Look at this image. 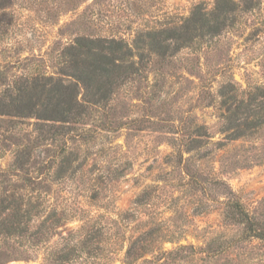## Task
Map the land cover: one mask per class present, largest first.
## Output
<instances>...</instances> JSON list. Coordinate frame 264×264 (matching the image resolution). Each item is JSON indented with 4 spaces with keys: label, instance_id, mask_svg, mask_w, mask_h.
<instances>
[{
    "label": "rangeland",
    "instance_id": "rangeland-1",
    "mask_svg": "<svg viewBox=\"0 0 264 264\" xmlns=\"http://www.w3.org/2000/svg\"><path fill=\"white\" fill-rule=\"evenodd\" d=\"M255 1L254 8L238 10L233 24L220 36L205 38L198 45V76L186 68L196 56L184 49L171 73L160 78L156 87L135 82L118 92L110 114L125 123L123 127L102 130L90 142L72 145L79 155L76 164L81 167L55 183L47 196V205L58 207L66 217L60 232H81L94 216L96 224L104 226L98 237L108 243L135 234L144 225L160 223L162 235L168 239L166 249L211 242L207 264H264V241L242 239L243 225L228 223L225 214L227 201L238 196L264 222V126L249 137L230 141L219 96L225 84L234 85L226 89L245 98L264 84V0ZM215 3L13 0L0 8V69L13 80L42 77L55 71L56 56L78 35L117 33L130 37L148 26L184 20L197 5L211 10ZM193 118L210 134L201 151L205 157L188 163L200 180L198 185L187 183V164L179 163L171 140L175 125L183 123L189 129ZM34 120L26 118L18 124L22 134L33 128ZM15 148L9 143L0 167L13 162ZM215 179L224 180L233 194ZM231 239L237 247L227 249ZM58 240L56 234L50 244ZM42 252H33L37 258L32 261L7 264H42Z\"/></svg>",
    "mask_w": 264,
    "mask_h": 264
},
{
    "label": "trees",
    "instance_id": "trees-1",
    "mask_svg": "<svg viewBox=\"0 0 264 264\" xmlns=\"http://www.w3.org/2000/svg\"><path fill=\"white\" fill-rule=\"evenodd\" d=\"M12 1L0 0V8ZM256 5L255 0H216L211 10L197 5L184 20L148 26L130 37L117 33L78 35L56 56L55 71L42 77L13 80L0 69V159L9 143L16 147L13 162L7 168L0 167V264L32 261L39 251H43L42 264H207L211 242L166 249L168 239H164L160 223L144 225L135 234L106 243L98 237L104 226L97 225L92 216L80 228L79 236L75 231L64 235L59 231L66 219L64 212L50 208L47 196L55 183L81 167L76 164L79 155L72 145L88 143L102 130L123 127L125 123L110 114L121 89L143 81L146 88L156 87L160 78L171 73L184 49L196 56L186 68L198 76V45L205 38L220 36L233 24L238 10ZM228 86L235 88L225 84L219 91L226 138L244 139L264 126V84L247 98L231 93ZM26 118L35 120L33 128L22 134L17 126ZM188 127L175 125L171 140L179 163L187 164V183L198 185L200 180L188 163L205 157L201 151L210 134L194 118ZM215 183L224 184L233 194L224 180L215 179ZM226 210L228 223L243 225L242 239L264 241V222L240 197L230 198ZM56 234L60 240L51 245ZM236 247V240L231 239L226 248Z\"/></svg>",
    "mask_w": 264,
    "mask_h": 264
}]
</instances>
